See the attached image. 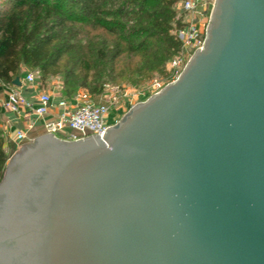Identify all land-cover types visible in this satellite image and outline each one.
Instances as JSON below:
<instances>
[{"label":"water","instance_id":"water-1","mask_svg":"<svg viewBox=\"0 0 264 264\" xmlns=\"http://www.w3.org/2000/svg\"><path fill=\"white\" fill-rule=\"evenodd\" d=\"M0 264H264V0H215L178 79L102 139L20 148Z\"/></svg>","mask_w":264,"mask_h":264},{"label":"trees","instance_id":"trees-1","mask_svg":"<svg viewBox=\"0 0 264 264\" xmlns=\"http://www.w3.org/2000/svg\"><path fill=\"white\" fill-rule=\"evenodd\" d=\"M180 1L0 0V84L13 88L24 72L44 89L61 78L63 98L86 92L101 105L108 85L167 77L166 55L181 50ZM11 155L0 129V183Z\"/></svg>","mask_w":264,"mask_h":264},{"label":"built area","instance_id":"built-area-1","mask_svg":"<svg viewBox=\"0 0 264 264\" xmlns=\"http://www.w3.org/2000/svg\"><path fill=\"white\" fill-rule=\"evenodd\" d=\"M214 2L215 0H181L178 3L177 12L183 28L175 32L174 37L180 44L181 50L178 54L166 55L168 69L175 81L195 52L203 47ZM19 81L29 87L39 83L28 72ZM54 89L52 88L51 94H39L32 105H29L24 97L15 91L1 107L2 113L10 118V124L16 128L14 140L18 150L33 141L28 140L27 132L39 127H43L44 135L72 143L91 137L102 139L105 133L116 125L117 122L110 124V115L119 104L115 97L105 99L101 105L92 103L75 105L68 103L60 95V91L58 93ZM163 89L164 87H161L159 83H154L155 94ZM46 118H52V120L45 121Z\"/></svg>","mask_w":264,"mask_h":264},{"label":"rangeland","instance_id":"rangeland-1","mask_svg":"<svg viewBox=\"0 0 264 264\" xmlns=\"http://www.w3.org/2000/svg\"><path fill=\"white\" fill-rule=\"evenodd\" d=\"M166 75L155 76L151 82L145 84L143 87L135 88L130 85L118 84V85H108L105 87L104 95L100 104H103V101L109 97H115L118 99L119 104L116 109L113 110L112 115H110V124L119 123L120 120L136 105L145 103L152 96L156 95L153 91L154 83H159L161 87H166L175 82L172 74L168 69V61L166 59ZM39 83H41L39 76L35 73H31ZM56 90L63 97V80L61 78H53L48 83L45 89ZM59 90H58V89ZM49 90V91H50ZM48 94V93H47ZM65 99V98H64ZM66 100V99H65ZM68 103H73L75 105L92 103L94 104V98L89 96L86 92H80L75 97L70 100H66ZM118 115V117H117ZM116 123V124H117ZM12 158V155L10 156Z\"/></svg>","mask_w":264,"mask_h":264},{"label":"crops","instance_id":"crops-1","mask_svg":"<svg viewBox=\"0 0 264 264\" xmlns=\"http://www.w3.org/2000/svg\"><path fill=\"white\" fill-rule=\"evenodd\" d=\"M27 72H24V75ZM23 75V76H24ZM20 87L19 88H7L4 87L0 84V106L2 107L9 99L11 94L13 92L19 93L21 96L24 97V99L28 102L29 105H32L36 102L37 97L41 93H49L51 94V90L49 91L48 89H44L41 86V83H37L36 85L29 87L22 82H20ZM51 116L53 114L51 113ZM118 117V115H117ZM10 118L6 117L3 113L1 114V119H0V129L3 132L4 139H5V151L6 153H11L15 154L17 152V145L15 143V135H16V128L10 124ZM52 118H46L45 121H50ZM44 129L43 127H39L37 129H34L32 131L27 132V138L29 141L35 140L41 136H44Z\"/></svg>","mask_w":264,"mask_h":264}]
</instances>
